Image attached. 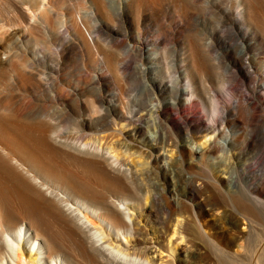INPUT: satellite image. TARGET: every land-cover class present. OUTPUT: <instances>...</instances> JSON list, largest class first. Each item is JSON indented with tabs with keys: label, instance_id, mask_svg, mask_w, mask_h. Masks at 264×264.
<instances>
[{
	"label": "bare ground",
	"instance_id": "6f19581e",
	"mask_svg": "<svg viewBox=\"0 0 264 264\" xmlns=\"http://www.w3.org/2000/svg\"><path fill=\"white\" fill-rule=\"evenodd\" d=\"M174 1L184 14L177 34L164 0H91L92 23L104 13L125 26L142 14L136 26L157 27V37L117 30L111 57L74 18L95 59L82 73L89 100L55 84L49 95L32 72L0 75V264H221L251 243L264 264V0ZM193 11L218 16L231 35L203 37ZM172 37L185 57L175 66L164 61ZM67 39L63 58L82 57ZM113 76L128 88L109 101ZM17 83L33 95L12 94ZM45 97L63 105L74 133L50 122ZM194 111L204 116L181 119Z\"/></svg>",
	"mask_w": 264,
	"mask_h": 264
},
{
	"label": "rangeland",
	"instance_id": "374dc122",
	"mask_svg": "<svg viewBox=\"0 0 264 264\" xmlns=\"http://www.w3.org/2000/svg\"><path fill=\"white\" fill-rule=\"evenodd\" d=\"M32 6L39 7L40 9L32 13L30 11ZM178 6H180L179 1L164 0V22L168 28L173 30L174 34H177L179 31L176 21L184 17V14L179 11ZM92 7L91 0H0V57L5 64V68H3L0 75L4 79L17 78L23 80V77H29L32 72L44 80V90L49 95L55 94V89L52 86V84H55L66 90L80 88L81 91L83 90V99L89 100L91 98L90 89L82 81V73L85 64L92 65L95 59L90 54L86 35H82L76 31L73 20L80 14L87 20L86 15ZM20 11L27 14V21L23 19ZM35 14L38 16V19H36L38 23H32V17ZM193 14L194 20L191 28L200 30L203 33V37L205 35V38H210L212 35V38L215 37L216 41L221 42L220 35L224 31H228L229 35H231L230 28H225L219 24L218 16L208 11H193ZM141 15L133 14L130 18H127L128 22L125 26H119L114 18H108L104 13L97 15L96 19L98 22L96 24L87 20V28L95 38L96 47L98 49L99 47L101 48L99 52L102 55L106 54L108 57H111L107 44L117 36V30L123 31L140 28L151 32L153 37H157V27L152 23L146 22L145 26H136L135 20ZM178 16L181 17L179 18ZM68 36L80 42L85 49L84 51H86L80 57L77 55L76 49L71 50L68 55L69 62L62 56V51L68 47ZM181 46H183V39L172 37V42L168 46L169 50L167 55H165L164 61L170 63L172 66H175V61L180 63L185 58L181 53ZM223 47L224 45H220V48ZM224 71L225 67L221 74ZM92 75H95V72ZM219 77L222 79V75ZM108 82L111 84L110 92L107 93L109 101L116 99L113 98V94H116L118 88H128L126 84L121 86L116 76L110 77ZM13 93L14 95L31 94L30 97L33 95L32 90H25L18 83L14 90H12ZM129 93L132 96H140L143 95V89L140 86ZM44 100L47 106V114L50 116V118L48 117L50 122L54 125L59 124L63 126V133L65 134L74 133L75 126L73 122L70 120L66 121L60 112L63 105L58 101L53 103L46 97ZM199 114L198 111L189 112L183 114L181 119L196 118ZM200 115L204 116L203 113ZM133 158L139 160V157L133 156ZM140 162L142 163L143 160H140ZM146 179L152 183L156 182L158 177L150 174ZM176 239L177 236L174 237V241ZM257 252L258 247L254 243H251L244 258L235 261L222 258L220 261L221 264H262L256 262ZM163 257L164 260H169L167 253H164ZM28 262L29 258L25 256L22 263Z\"/></svg>",
	"mask_w": 264,
	"mask_h": 264
}]
</instances>
